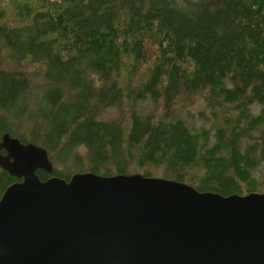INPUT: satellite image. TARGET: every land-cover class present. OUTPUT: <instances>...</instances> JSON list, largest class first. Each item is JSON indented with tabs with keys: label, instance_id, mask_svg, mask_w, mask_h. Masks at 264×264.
<instances>
[{
	"label": "trees",
	"instance_id": "obj_1",
	"mask_svg": "<svg viewBox=\"0 0 264 264\" xmlns=\"http://www.w3.org/2000/svg\"><path fill=\"white\" fill-rule=\"evenodd\" d=\"M3 132L65 179L263 191L264 0H0Z\"/></svg>",
	"mask_w": 264,
	"mask_h": 264
},
{
	"label": "water",
	"instance_id": "obj_2",
	"mask_svg": "<svg viewBox=\"0 0 264 264\" xmlns=\"http://www.w3.org/2000/svg\"><path fill=\"white\" fill-rule=\"evenodd\" d=\"M0 264H264V190L221 194L140 171H52L3 132ZM3 151V152H4Z\"/></svg>",
	"mask_w": 264,
	"mask_h": 264
},
{
	"label": "rangeland",
	"instance_id": "obj_3",
	"mask_svg": "<svg viewBox=\"0 0 264 264\" xmlns=\"http://www.w3.org/2000/svg\"><path fill=\"white\" fill-rule=\"evenodd\" d=\"M197 102H199L198 104L194 101V103H195V105H199L200 104V102L201 103H203L202 101H197ZM33 143V142H32ZM35 144V143H34ZM43 170V169H42ZM44 171V170H43ZM255 172V175H256V177H258L259 179H263L262 181V183H263V188H264V171L263 170H255L254 171Z\"/></svg>",
	"mask_w": 264,
	"mask_h": 264
},
{
	"label": "flooded vegetation",
	"instance_id": "obj_4",
	"mask_svg": "<svg viewBox=\"0 0 264 264\" xmlns=\"http://www.w3.org/2000/svg\"><path fill=\"white\" fill-rule=\"evenodd\" d=\"M4 150H5V149H4L3 147L0 146V154H4V153H5ZM3 151H4V152H3ZM50 173H52V171H50V172H48V173L46 172V174L43 173V176H47V174H49L50 176H51V175H54V174H50ZM49 175H48V176H49ZM17 180H18V179H17Z\"/></svg>",
	"mask_w": 264,
	"mask_h": 264
}]
</instances>
